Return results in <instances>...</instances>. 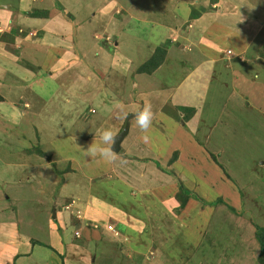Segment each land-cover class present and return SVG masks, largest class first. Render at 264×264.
I'll return each mask as SVG.
<instances>
[{"label":"rangeland","instance_id":"1","mask_svg":"<svg viewBox=\"0 0 264 264\" xmlns=\"http://www.w3.org/2000/svg\"><path fill=\"white\" fill-rule=\"evenodd\" d=\"M6 1L13 3V0ZM189 1L61 0L69 15L75 17V24H82V28L78 27L75 32L74 44L77 60L80 59V62L84 64H80L83 68H75V70L70 68L55 71L54 80L46 77L42 88H34L32 90L34 94L29 92L25 97L17 93L22 87L15 82L19 88H15L11 93L12 100L9 107L23 106L22 101H27L32 104L34 115L15 118L4 110L6 117L0 116V222L2 219L12 221L8 229L14 234L16 241L27 240L31 246L28 247L26 255L22 254L25 247L19 245L12 255L6 252V255L0 254V260H6L8 264H261L260 245L255 235L257 227H263V231H260L264 232V94L260 95L261 99L251 105L247 97L253 100V95L252 92L247 93V83L236 85L235 79L227 77L224 79L226 84L220 83L222 88L216 91L218 103L215 105L214 99L211 105L214 109L209 117L215 114L217 116L203 119L213 130L209 132L206 140L203 141L206 137H199L204 149L211 156L218 151L222 152L220 155L222 164L219 165L225 175L222 177L238 186L237 201H234L230 194L222 191L225 201L215 205L216 209L214 208L211 212L203 211L198 214L193 210L183 209L184 207L180 206L181 201L173 196L174 193H182L181 185L184 183L170 174L166 168H162L165 164L159 166L156 162V165L161 167L164 177L166 175V180L156 184L154 177L145 176L152 175L151 172L146 171V163L140 173L139 168L134 164L141 162L138 157L135 154L132 155L133 152L124 154L128 143H133V149L137 147L138 133L134 128L138 127L135 120L132 130L130 129L124 137L125 142L114 160L115 168L112 161L100 155L93 157L86 153L90 145L106 147L100 138L104 130L111 129L117 135L129 114L136 113L145 105L150 107L156 105V103L146 102V96L143 94L141 97L137 92L139 90L133 89L131 75L130 80L127 75L115 77L112 75L113 72H108V67H105L110 63L108 55L114 56L112 60L114 61L118 56V50L122 49L123 54L127 52L126 48L130 50L131 42L141 45L139 48L143 52L139 53L142 57L140 61L147 53L146 49L142 48L143 45H148L149 51L161 39L160 45L164 41L169 43L167 48H170L171 59L167 60L160 74L156 76L157 86L161 84L158 78H164L169 74V65L183 63L185 68L179 66L182 68L175 73L173 81L176 84L183 81L185 85H188L185 96L189 98H195L199 93V72H203V67L199 65L201 59L197 55L186 57L192 48L188 41L192 43L194 40L186 39V34H183L186 28L184 22L187 20L190 22L195 18V14L188 13L189 7L186 4ZM236 1L240 2V0ZM202 2L207 5H201ZM253 2L259 5L258 11L249 12L250 19L255 22L252 15L256 14V18H260V12H264V0H253ZM47 3H44L48 8L47 13L50 8L58 10L59 6L56 3L52 1ZM175 5L178 7L174 9ZM194 8L199 13L206 10L210 14L215 13L214 7L209 5L208 0H200L196 7H191L190 10ZM237 9L239 11V7ZM179 14L183 20L180 19ZM128 16L132 18L128 23L124 22L126 32L119 29L118 24L112 26L114 30L108 29V17L119 23L121 27L123 23H120V20H125ZM219 17L220 14L216 19L218 23L224 25L223 30L231 24L237 26L233 19ZM161 23L166 26H171L172 23L175 25V31L167 40L165 36L168 30L163 28ZM129 24L133 30L138 29V32L131 31L127 27ZM192 30L193 25L189 36ZM131 34L136 36L129 37L128 35ZM106 37H108L107 40ZM263 38L264 34L263 37L261 34L252 45V54L249 52L245 55L252 60L250 65L255 68L254 70L256 72L260 70V73H256L257 80L254 81L256 87L263 86L259 84V81L264 75V59L261 56L258 58ZM116 41H119L117 47L114 45ZM221 43L235 45L232 41L227 43L225 39H221ZM28 62L34 64L35 60L25 57L23 62L20 59V63ZM222 63L231 65L227 61ZM116 64L118 65L119 61ZM102 67L101 71L106 73L105 78L99 75ZM224 68L229 69L228 66ZM186 72L191 73L188 75ZM214 77L219 81L217 75ZM115 78L118 82L124 80L122 84L127 90L122 96H116V93L110 96L109 92L106 93V89L110 91L109 85ZM150 82L152 81L145 80L144 83ZM259 90L262 89L258 88L257 91ZM112 91L115 90L112 89ZM36 95L40 96L39 100H35ZM107 97L111 100H107ZM101 99L105 101V106L102 105ZM198 102L200 100L182 103L195 110L196 107L199 108ZM170 106L169 103L163 106V112L169 113L172 121L181 124L186 112L169 108ZM0 108H6V106L0 104ZM89 109H93L94 112L90 113ZM158 110H161V103ZM197 122L198 118L192 121L193 126L197 125ZM155 131L157 137L167 146L170 141L169 132L160 131L159 128ZM151 144L153 148L146 152H153L156 148L159 150L155 153L160 156L162 147ZM71 147H75V153L82 157L85 165L91 167V169L88 167L83 169V165H79L81 171L95 174L89 191L92 195L101 196L107 201L102 202L107 207L102 208L106 212H100L101 227L93 228L87 225L80 237L74 235L76 229L80 230L81 227L80 215L73 216L77 220L76 223L74 219L65 229H61L62 224L58 215L56 217V213L65 211L64 206L71 201L72 197L78 199L77 202L82 205L81 194L77 191L73 194V190H76L74 187L76 183L81 186L86 182L75 174L77 172L68 175V178L75 181L74 184L63 176L54 175L55 179H53L49 174L39 176L36 172L37 165L41 163L36 160L35 154L40 155L42 151L54 160L56 157L53 154L54 149L59 148V158H64L68 156L65 154H72ZM129 147L131 148L130 144ZM177 153L176 150L169 152L166 165H169ZM232 155L233 157L230 158ZM215 161L218 162L216 159ZM63 165L66 166L67 163ZM51 171L50 169L49 172ZM197 175L198 171L192 178L191 176L184 178L187 190L194 193L192 191L195 188L197 194L204 195L207 189L205 199L210 201V196L213 197L211 200L216 199L218 196L215 197L213 192L216 191V184L202 185L204 192L194 187L192 181L198 179L195 177ZM223 179L221 178L218 183L221 186L226 184ZM156 185L169 189L165 206L151 193L152 189L157 187ZM199 186L200 183H198ZM194 202L196 210L199 209V204L203 205L200 200L195 199ZM251 204L253 206H250ZM188 208L192 209L189 206ZM194 214H197L196 218L192 217ZM189 226H193L191 231L188 229ZM4 232L6 233L5 230ZM5 239L4 235L0 234V250H7ZM31 239L43 243L33 246ZM7 255L11 258L1 257ZM16 258L20 259L16 260Z\"/></svg>","mask_w":264,"mask_h":264},{"label":"crops","instance_id":"2","mask_svg":"<svg viewBox=\"0 0 264 264\" xmlns=\"http://www.w3.org/2000/svg\"><path fill=\"white\" fill-rule=\"evenodd\" d=\"M48 1L56 3L59 6L58 10L50 8L47 17L32 16L31 13L34 10L47 11L48 8H46V5L44 3H47ZM199 2L200 0H190L189 2H187L186 6L189 7L188 13L195 14V18L190 20V22L189 20L184 22V27L186 28H184L183 32V34H186L187 36L186 39L189 40L190 38H193L194 40L192 43L191 41H188L192 48L190 53L186 54V57L187 55L188 57H194L195 55H197V57L201 59L199 60V65L203 67V72H199L200 90L195 98H189L185 96L187 93L186 89L188 88V85H185L183 81L179 84H176L173 81L175 73L182 67L185 68V64L183 63L180 65H177L175 63L169 65V74H167V76H165L164 78H158L161 80V84L157 86L158 83L156 84L155 82L157 80L156 76L160 74V70L162 69V66L166 64L167 60L171 59V57L169 56L170 48H167L162 64L150 75L143 72H137V68L143 62L150 58L155 48L160 45V42H162V39L158 44L153 45L149 51L147 49L149 48V46L143 45L142 48L146 49L147 52L145 58L142 60L143 62L140 61L142 57L139 54L141 51L139 47L141 45L139 43L131 42L130 44L132 46L130 47V50L126 48L127 52H125L124 54L121 52L122 49L118 50V56L115 57L116 59L114 61H112L114 56L108 55V58H110V63L106 64L105 67H108V72L112 71V75L115 77H123L127 75V78H129L131 75L133 77V81L131 83L133 89H138L139 91L137 92L141 97L144 94L146 96V102L149 101L152 104H158L157 106L155 105V107H151V111L153 112V120L148 131L145 133L139 128L138 125V128H134L137 129L138 133V142L136 143L137 147H134L133 149V143L130 142L127 144L128 146H126V149L124 151V154L133 152L132 155L135 154L141 161L139 163H134L135 166L139 168L138 171L141 173L142 169L144 168V163H146L145 169L148 173L151 172L152 175L148 174L145 176L154 177V181L157 184L159 183V181L163 182V180H166V175L164 177V173L160 170L161 167L159 168L160 165L163 166V164H165L162 168H166V170H168L170 174L183 181L185 187L187 185L184 178H187V176H191L192 178L194 173L198 171V175L195 176L198 179L192 182H194V187H196L200 192H204L203 188L201 187L202 185L213 183L217 186L216 191H213L215 193V197L218 196L224 199L222 191H225L226 193L231 195L234 201H237V197L239 196V193L237 191L238 186L236 187V185L229 179H223L222 177L225 176L219 167V165L222 164L220 157L222 152L218 151L216 153H213L211 156V154L204 149L202 142L199 140V137H206L205 139H203L204 141L208 138L209 132L213 130V128H211L207 124V121L203 119L214 118L217 116V114H215L209 117L211 115L210 112H212L214 109V107H212L211 105L213 104L214 99V103L215 105H217L218 102L216 97L218 96V92L216 91L218 90V88H222L220 87V83L224 82V79L226 77L235 79L236 85H244V83L248 84L247 93L252 92L253 95V100L247 97L248 101H251V105H253V102L256 103L258 99H261L260 95L264 94V75L262 76L261 81H259V84H262L263 86L256 87V83H254V81L257 80L255 78L256 73H260V70L258 69V71L256 72L254 70L255 68L250 65V62L252 60H250L248 56H245L249 52H251V48H253L252 45L255 44L256 39L261 34L263 37L264 12H260L261 16L258 19L256 18V14L252 15V18L255 21L252 22V20L250 19L251 16H249V12L253 10H259L257 9L259 5H255L253 0H240L239 3L236 0H208L209 5H211L215 9V13L212 14L208 13V10L202 13H199L196 8L190 10L191 7H196L197 3ZM201 5L207 4L205 2H202ZM52 6H54V4ZM175 7L178 6H173L174 9ZM237 7H239V11ZM218 14H220V19H222V17L233 19L236 22L237 26L231 24V26L225 27L226 30H223L224 25L222 23L220 24V22L218 23V19H216ZM179 15L180 19L183 20L181 14ZM131 18V16H128L127 19L120 20V23L122 22L123 25L119 27V23L112 21V19L108 17V29L114 30L112 26L118 24L117 27L119 29H123L126 32L127 29L125 28L124 22H130ZM192 25L193 32L189 36ZM161 26L168 30V34L165 36V39H169L171 33L175 31L174 23H172L171 26H166L164 23H161ZM78 27L82 28V24H75V17L69 15L67 8L63 5L61 0H13V3L11 4L6 0L0 1V104L6 106V108H0V116L3 115V117H6L3 113L4 110L15 118L34 115L32 113L34 112L33 106L27 101H22V103L24 102L25 107L24 105H16L12 108L9 107V103L12 100L11 93L14 92V89L18 87L15 82L19 83V85L22 87L17 91V93H20L21 95H23V97H25L29 92H33L34 94V91H32L34 90V88H42L46 82V77L54 80L53 76L55 74V71L70 68H73L74 70L75 68H83V66H80V64H82L83 62H80V59L77 60V56L75 55L74 38L75 32L77 31ZM127 27H129L131 31L138 32V29L133 30V27L130 24ZM128 36L134 37L136 35L131 34ZM196 36L197 40L195 41ZM107 38L108 37H106V40ZM221 39H225L227 43L229 41H232V43H235V45L230 46L229 44L221 43ZM165 42L166 41H164V43ZM261 44L263 45V43ZM114 45L117 47L119 45V41H116ZM167 47H169V45ZM227 49L232 51V54L229 56H227L226 54ZM12 50H14V53H12ZM141 52H143V50ZM242 54L244 55L242 56ZM25 57L30 60H35V63H20V59L24 62ZM239 58L243 59V61L239 60ZM258 58H260V56ZM117 61H119L118 65L116 64ZM223 61H227L231 65L227 63L223 64ZM27 64L30 65L28 66ZM179 66L182 67L179 68ZM224 66H228L229 69L225 70ZM101 70H103V67L100 69L99 75L105 78L106 73ZM26 72H29V74H24ZM78 72L82 74V72ZM188 72L186 73L190 75L191 72ZM187 74L185 75V78ZM214 75H217L219 77V81L214 77ZM87 77L91 78V76ZM145 80H151L152 82L145 84ZM122 82H118V80L115 78L114 82L111 81L109 85L110 91L106 89V93L109 92L108 95L110 96H113V93H116V96H122L123 94H125V90H127V88L126 86H123ZM224 83L226 84L227 82L225 81ZM128 84L130 86V81ZM214 86H216L217 88H214ZM118 87L120 88L118 89ZM258 88H261L262 90L257 91ZM112 89L115 91H112ZM188 92L190 93L189 89ZM177 93L180 94L177 95ZM234 93H236V91H234ZM39 98L40 96L36 95L35 100H39ZM107 100L111 99L107 97ZM198 100H200V102L197 103L199 108L196 107L194 110V114L190 118H188L186 122H182L181 124L172 121V116L169 115V113L163 112V106L167 105L168 103L171 104L169 108H178L180 106L190 107L184 105L182 102H197ZM101 102L102 105L105 106V101L103 99H101ZM159 102L161 103V110H158L160 104ZM157 110L159 112H157ZM133 114L134 113L129 114L132 118L130 119L128 133L130 132V129L133 128ZM197 118V125L194 124L193 126L192 121L194 122ZM157 128H159L160 131L163 130L169 132L170 141L167 146L155 134V130ZM145 135L148 136L147 142L142 139V137H144ZM124 142L125 141L121 142V146ZM151 143L162 147L163 151L160 156L156 155L155 151L158 152L159 150L156 148L153 152H146L150 151V149L153 148ZM129 144L131 148L129 147ZM106 147H108V145H106ZM71 149L73 151L72 154H65L68 156L64 158H59V148H57V150L54 149L53 154L56 156L54 160H52L47 156L45 152L42 151L40 152V155L35 154L36 160L41 163L37 165L38 168L36 172L39 173V176L41 174H49L53 179H55L54 175H58V177L63 176L66 177V180L71 181L73 184L75 183V181L68 178V175L72 172H77L75 174H77L84 180V182H86L81 186L76 183L74 186L76 190H73V194H75V191L81 194L82 205L77 202L78 199L72 197L71 201L65 205L66 208L64 206L65 211L62 210L59 213H56V217L58 215V218L62 224L61 229H65L68 224L72 223V220L75 219V217L73 216L80 215V217L82 218L79 222L81 227L79 230L77 224L76 227L78 229H76V231L78 230L79 235L81 236L82 230H84L88 224L96 223L101 226L100 212H106L102 208L106 209L107 207L106 205L104 206L102 202L106 203L107 201L97 194V196L91 194V192L89 191V186L91 184V181L95 177V174L93 175V173L84 170L81 171L79 165H83V169H86L87 167L91 169V167L89 165H85L82 157H80L78 153H75V147H71ZM173 150L178 151V153L169 163V165H166L169 158V152ZM232 157L233 155L230 156V158ZM215 159L219 163L216 162ZM156 162L159 163V166L156 165ZM63 163H67V165L64 166ZM112 165L115 168L116 164H114V161H112ZM38 169L40 170L38 171ZM50 169L52 170V173L49 172ZM209 172L212 175L209 174ZM221 178L226 182L225 185L221 186L218 184ZM198 183H200L199 187ZM156 186L157 187H154L152 189L151 193H153L154 197H156V199L165 206L166 195L169 189L158 185ZM217 189H219L220 191H218ZM193 190L194 191L192 192L197 194L195 188H193ZM207 191L208 190L205 189L206 193L204 195L207 194ZM204 195L202 194L201 196L205 198ZM209 198L213 199V197L211 196ZM193 202V199H189L183 209L189 211L193 210L194 213L197 212L198 214H200L203 211L211 212L216 207L203 204L202 208L201 204H199V209L196 210L195 206L193 205L195 204V202ZM188 206L192 209H189ZM250 206L253 205L251 204ZM196 215L197 214H194L192 217L196 218ZM76 221L77 220L75 219V223ZM11 224L12 221L10 220L7 221L2 219V221L0 222V234L1 236L4 235V237L6 238L5 242L7 247L6 251L4 249L0 250V254L3 255L6 252V254L12 255V252L14 253V250L19 245L25 247V250L24 252H22V254H28V247H31L29 245V241H16L14 234H12V232H10L8 229ZM192 227L193 226H189L188 229H190L191 231L193 229ZM4 230L6 231V233L4 232ZM30 241L31 243H33V246L38 245L39 243H43L39 240L31 239ZM1 257L6 259L10 256L7 255ZM19 259L20 258H16V260ZM7 262L6 260H0V264H8Z\"/></svg>","mask_w":264,"mask_h":264},{"label":"trees","instance_id":"3","mask_svg":"<svg viewBox=\"0 0 264 264\" xmlns=\"http://www.w3.org/2000/svg\"><path fill=\"white\" fill-rule=\"evenodd\" d=\"M32 16H46L47 17V11H39V10H34L32 13ZM169 45V43L165 42L159 46H157L154 50V52L152 53V55L150 56V58L148 60H146L145 62H143L138 68H137V72L140 73H147V74H151L154 70H156L163 62L165 54H166V48ZM261 51L259 53V56H261L264 59V41H263V45L261 47ZM178 111L180 112H186V116L184 117L185 120H187L188 118H190L193 114H194V109L190 108V107H184V106H180L177 108ZM182 188V193H178V194H174L175 199H178V201L180 202V206L182 205L184 207V205H186L187 201L189 199H193V200H200L201 203L209 205V206H215L219 203H223L225 200L222 197H217L214 200L207 201L204 197H202L199 194H195V193H190L189 190H187V188L183 185H181ZM228 205V204H227ZM181 206V207H182ZM231 207V205H228ZM263 231V227H257V232H256V239L259 242L260 245V254H259V261L261 264H264V232Z\"/></svg>","mask_w":264,"mask_h":264},{"label":"clouds","instance_id":"4","mask_svg":"<svg viewBox=\"0 0 264 264\" xmlns=\"http://www.w3.org/2000/svg\"><path fill=\"white\" fill-rule=\"evenodd\" d=\"M231 53H232L231 50L226 51L227 56L231 55ZM241 60L243 61V59ZM91 110L93 109H89L88 111L92 113ZM133 118L136 121L139 128L146 133L148 129L151 127L153 120V112L151 111V107L149 105L143 106L139 111L133 114ZM100 138L103 144L108 145V147H102L100 145H90L89 148L86 150V153L93 157L100 155L102 158L108 161H114L117 157V153L113 150L112 146L115 144L116 134L111 129H106L100 134ZM142 139L145 142H147L148 136L145 135L144 137H142ZM88 225H91L93 228H94L93 225H97L96 228L100 226L99 224L96 223H92ZM74 235L76 237H80L78 230L74 232Z\"/></svg>","mask_w":264,"mask_h":264},{"label":"water","instance_id":"5","mask_svg":"<svg viewBox=\"0 0 264 264\" xmlns=\"http://www.w3.org/2000/svg\"><path fill=\"white\" fill-rule=\"evenodd\" d=\"M131 115H129L124 123V126L122 128V130L119 132V134L116 135L115 138V144L112 146L113 150L118 153L120 151L121 148V142L123 141L124 137L127 135L128 130H129V124H130V119H131Z\"/></svg>","mask_w":264,"mask_h":264},{"label":"built area","instance_id":"6","mask_svg":"<svg viewBox=\"0 0 264 264\" xmlns=\"http://www.w3.org/2000/svg\"><path fill=\"white\" fill-rule=\"evenodd\" d=\"M0 31H1V29H0ZM228 52H230V51H228ZM91 112H94V110H91ZM94 226V228H96L97 227V225H93ZM108 228V227H107Z\"/></svg>","mask_w":264,"mask_h":264}]
</instances>
